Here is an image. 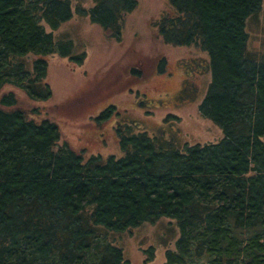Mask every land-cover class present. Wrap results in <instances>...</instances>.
<instances>
[{"label": "trees", "instance_id": "obj_1", "mask_svg": "<svg viewBox=\"0 0 264 264\" xmlns=\"http://www.w3.org/2000/svg\"><path fill=\"white\" fill-rule=\"evenodd\" d=\"M263 1L168 0L175 13L160 21L165 43L208 55L211 80L198 109L222 128L215 143L178 150L124 126L121 157L83 160L58 143L56 124L28 117L3 92L0 264H130L115 234L161 216L179 227L166 264H264V54L247 52L245 31ZM136 5L93 0L87 13L118 38ZM70 17L69 0H0V92L11 84L32 101L50 97L48 56L83 60L45 30Z\"/></svg>", "mask_w": 264, "mask_h": 264}, {"label": "rangeland", "instance_id": "obj_2", "mask_svg": "<svg viewBox=\"0 0 264 264\" xmlns=\"http://www.w3.org/2000/svg\"><path fill=\"white\" fill-rule=\"evenodd\" d=\"M136 1L117 38L91 21L87 11L93 0H69L71 17L56 29L45 25V30L56 42L69 41L72 56L84 54L82 62L58 53L48 56L51 95L46 100L32 101L11 84L0 92L12 91L13 107L28 117L56 124L58 143L81 152L83 160L121 157L118 127L145 132L178 150L223 136L222 128L198 109L211 80L207 53L195 44L162 40L160 21L175 13L168 0ZM245 31L247 52L258 59L264 54V1L246 19ZM109 106L115 108L111 116L99 119ZM178 236L176 219L161 216L116 233L115 244L130 264H166L165 251L174 249Z\"/></svg>", "mask_w": 264, "mask_h": 264}]
</instances>
